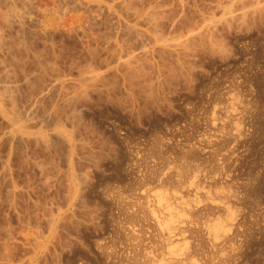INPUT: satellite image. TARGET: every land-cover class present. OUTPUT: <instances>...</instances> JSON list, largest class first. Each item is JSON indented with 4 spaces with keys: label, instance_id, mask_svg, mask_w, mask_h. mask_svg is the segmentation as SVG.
I'll list each match as a JSON object with an SVG mask.
<instances>
[{
    "label": "rangeland",
    "instance_id": "rangeland-1",
    "mask_svg": "<svg viewBox=\"0 0 264 264\" xmlns=\"http://www.w3.org/2000/svg\"><path fill=\"white\" fill-rule=\"evenodd\" d=\"M13 1L0 59L17 60L0 75L17 109L36 101L47 119L28 127L47 144L10 141L0 113V264H264V0ZM85 69L100 77L52 83Z\"/></svg>",
    "mask_w": 264,
    "mask_h": 264
},
{
    "label": "bare ground",
    "instance_id": "bare-ground-1",
    "mask_svg": "<svg viewBox=\"0 0 264 264\" xmlns=\"http://www.w3.org/2000/svg\"><path fill=\"white\" fill-rule=\"evenodd\" d=\"M1 1H3V4H1L0 3V18L1 17H3V12L5 13V16L6 17H8L7 18V20L9 21H16L17 23H18V25L20 24L19 22H20V17L21 18H23L22 16L24 15L23 13H24V11L21 9V7H19V8H16V6H15V4H14V6L15 7H12L13 5V3H12V1L13 0H1ZM0 1V2H1ZM15 1V0H14ZM13 1V2H14ZM92 1V0H91ZM91 1L89 2V0H87V2H89V3H91ZM116 1V0H115ZM119 1V0H118ZM123 1V0H122ZM10 2V3H9ZM93 4L95 5V7H97V8H100V9H104V7H106L105 6V3H101L100 1H97V0H93ZM120 2H121V0H120ZM7 3H9V9L10 10H6V8L8 7V5H7V7L5 6ZM12 3V4H11ZM92 4V5H93ZM10 5H12V6H10ZM107 5V4H106ZM5 7V8H4ZM12 7V8H11ZM24 8V7H23ZM107 8V7H106ZM124 8V7H123ZM122 8V9H123ZM108 10L109 9H111V8H109V5H108V8H107ZM4 10V11H3ZM5 10L6 11H8V16L6 15L7 13L5 12ZM107 10V11H108ZM22 11H23V13H22ZM109 12H110V10H109ZM125 12V11H124ZM112 14H113V16L117 19V20H119V18H120V14L121 13H113V12H111ZM126 13V12H125ZM23 14V15H22ZM22 15V16H21ZM51 15V14H50ZM135 15V14H134ZM226 15L228 16H232L231 15V12L230 11H227L226 12ZM225 15V16H226ZM143 16V15H142ZM150 16V15H149ZM139 17V16H138ZM144 17H147V14L144 16ZM5 18V17H4ZM77 19V18H76ZM223 19V18H222ZM226 19V18H225ZM4 20H6V19H4ZM56 20V19H55ZM2 21H3V19H2ZM57 21V20H56ZM211 21H215V19H211ZM21 22H22V20H21ZM78 22H80V21H78ZM151 22V21H150ZM7 23V22H6ZM11 23V22H10ZM15 23V22H14ZM51 23V22H50ZM149 23V22H148ZM8 24V23H7ZM150 24V23H149ZM148 24V25H149ZM153 24V23H152ZM147 25V27H146V29L144 28L143 30H142V32H144L145 34H147L148 35V37L149 38H151L150 40L151 41H153V43H154V45H159V46H161V47H164L165 49H169V50H172L173 52H178V51H180L181 50V43L180 42H178L179 40H177V41H175L176 39H173L172 37H163L162 35H158L156 32L157 31H154L153 29V27H154V24L153 25H149L148 26ZM5 26V25H4ZM125 26V25H124ZM152 26V27H151ZM207 26V25H206ZM78 27H80V26H78ZM6 28V27H5ZM132 28H133V26H132ZM128 29V28H127ZM131 29V28H130ZM129 31V30H128ZM135 31V30H134ZM3 32L4 31H2V29L0 30V40L4 37L5 38V36L3 35ZM137 32V31H136ZM126 33V32H125ZM116 34V33H115ZM138 36V35H137ZM141 36V35H140ZM162 36V37H161ZM11 38V37H10ZM148 38V39H149ZM3 41H4V39H2ZM7 40V39H6ZM3 41H1V42H3ZM0 42V43H1ZM112 42H113V40H112ZM120 42V41H119ZM153 43L151 44V46H148V48H147V46H142V43L138 46V51L137 52H141V53H143L144 52V54L145 53H151L152 52V50H154V48L152 47L153 46ZM118 43H116V45H117ZM3 45V44H2ZM1 45V47H3L4 48V46L5 45H3L2 46ZM9 46V45H8ZM158 46V47H159ZM156 47V46H155ZM6 48H7V45H6ZM5 48V49H6ZM9 48V47H8ZM7 48V49H8ZM116 48V47H115ZM2 49V48H1ZM0 49V50H1ZM5 49H3V50H5ZM12 50H13V48H12ZM163 50V49H162ZM2 51V50H1ZM0 51V52H1ZM116 51V50H115ZM120 51V50H119ZM6 52H9V50L8 51H6ZM13 54V53H12ZM129 54V53H128ZM131 54V53H130ZM10 55H11V53H10ZM10 55L8 54V56L10 57ZM13 57V56H12ZM11 57V58H12ZM135 57L136 56H134V55H126V56H124V57H121V55H119V56H117V57H115L116 59H115V61L119 64V65H124V66H128V67H132L133 65H134V61H136V59H135ZM11 58L10 59H8V60H10V62H7V60L5 61H2L1 59H0V62L2 61V62H4L3 64H5V62H7L6 64H8L9 63V65H12L11 63H12V60L13 61H15V63H16V58H14V59H16V60H14L13 58H12V60H11ZM113 61H114V59H113ZM19 63V62H18ZM2 64V63H1ZM117 64V65H118ZM133 64V65H132ZM9 65H7L6 66V68L9 66ZM4 66V67H3ZM1 65V68L3 67V69H6L5 68V65ZM133 68H134V66H133ZM135 69V68H134ZM8 68L6 69V72H8ZM86 70V69H85ZM84 70V72L83 71H78L77 72V74L75 75V76H72V77H70V78H64V77H59V76H56V77H54L53 78V84L54 85H56V86H59V87H63V85H64V83H67V81L69 82V83H75V84H79L80 82H82L83 80H94V78H97L98 76H99V72H97V71H95V70H86L85 71ZM3 71H5V70H3ZM1 72H2V70H1ZM5 74V72L4 73H2V75H0L1 77H0V113H2V115L3 116H5L6 117V120H7V123H8V125H9V127H8V129H6V130H4V131H2L3 132V135H4V137H6V138H9V140L10 139H15V140H26V139H28L29 137L31 138V136H33V138H34V140H35V142L36 141H45L46 142V140H44L45 138L44 137H46V135H44V136H42V135H39L38 134V130L36 131V133L38 134H36V135H34L33 134V132H35V131H31L30 129H29V127L28 126H30V124H28V122L30 123L31 121L30 120H36V118L37 119H39V121H41V123H43L44 121L43 120H45V116H43L42 115V113H41V117L38 115V116H36V101L34 100H31L30 102H28V104H26V106L24 105V109L23 110H21L20 108H18V109H20V111H17L18 109H17V107H16V105L15 106H13V91H15L14 89H17V84H14V83H17L16 81L13 83L12 82V80H11V77H10V79H8L7 78V76H6V74ZM9 74V73H8ZM7 74V75H8ZM24 76V74L22 75V77ZM26 76H27V74H26ZM26 76H25V78H26ZM28 77V76H27ZM100 77V76H99ZM24 78V79H25ZM23 79V78H22ZM29 78H27V80H28ZM11 80V81H10ZM26 80V79H25ZM24 80V81H25ZM90 82V81H89ZM51 83V84H52ZM19 84V83H18ZM52 84V85H53ZM85 84V83H84ZM79 86V85H78ZM18 87H19V85H18ZM69 87V86H68ZM76 87V86H75ZM74 87V88H75ZM82 87H84V86H82ZM80 88V87H79ZM86 88V87H85ZM60 90V89H59ZM66 90V89H65ZM73 91H75V90H73ZM68 92V91H67ZM81 93V92H80ZM77 94H79V93H77ZM72 95V94H71ZM64 96V95H63ZM68 96V95H67ZM73 96V95H72ZM77 97V96H76ZM16 98V97H15ZM37 100V99H36ZM70 100V99H69ZM8 103L7 105H6V103ZM8 101V102H7ZM14 102H15V100H14ZM4 103H5V105H4ZM16 103V102H15ZM14 103V104H15ZM233 107V106H232ZM23 108V107H22ZM16 109V110H15ZM74 109V108H73ZM72 111H75L76 112V108H75V110H71V112ZM70 112V111H69ZM74 112V113H75ZM70 114H72V113H70ZM46 115V114H45ZM42 117H43V119H42ZM45 117V118H44ZM40 119H42V120H40ZM47 119V118H46ZM43 121V122H42ZM38 123H40V122H38ZM59 127V126H58ZM30 128H32V127H30ZM40 128V127H39ZM54 128V127H53ZM33 129V128H32ZM41 129V128H40ZM54 130H57V128L56 129H54ZM64 130V129H63ZM40 132V131H39ZM62 132L61 131H57V134L60 136V135H62L61 134ZM41 134V133H40ZM45 134V133H44ZM56 134V133H55ZM65 134V133H64ZM0 135H1V133H0ZM2 135V136H3ZM61 138H63L62 136H60ZM47 138H48V136H47ZM64 139V138H63ZM15 140H10V141H15ZM19 140V141H20ZM29 140V139H28ZM67 140V139H66ZM39 141H38V143H39ZM22 142H24V141H22ZM44 142V143H45ZM67 142H69V141H67ZM42 143V142H41ZM40 143V144H41ZM45 144H47V143H45ZM44 145V144H43ZM73 154V153H72ZM69 163H71V162H69ZM3 164V163H2ZM41 164V163H40ZM4 165V164H3ZM2 165V166H3ZM38 167V166H37ZM2 168H4V167H2ZM40 169V168H39ZM70 175V174H69ZM68 175V176H69ZM82 177V176H81ZM80 177V178H81ZM70 179H71V177H69ZM75 178V177H74ZM69 180V179H68ZM79 180V179H78ZM72 181V180H71ZM81 183V182H80ZM68 184V183H67ZM70 184V183H69ZM71 185L73 186V188H71L72 190H75L76 191V188H75V185L73 184V181L71 182ZM83 185V184H82ZM71 186V187H72ZM78 187V186H77ZM14 188V187H13ZM69 188H70V186H69ZM78 189V188H77ZM12 190V189H11ZM71 192V191H70ZM75 193V192H74ZM158 193V192H157ZM157 193L155 194V195H157ZM161 193V192H160ZM67 194V193H66ZM69 195V194H68ZM78 195H79V193H78ZM159 195V194H158ZM158 195H157V197L155 196V199H157L158 198ZM161 195V194H160ZM160 197V196H159ZM163 196H161V198H162ZM69 198V197H68ZM164 198V197H163ZM68 201V200H67ZM157 202H158V200H156ZM80 202V201H79ZM160 202V203H159ZM159 204H158V206L157 207H161L160 206V204H161V199L159 200ZM164 204H165V202H164ZM163 204V209H164V207H165V205ZM167 206H168V204H167ZM167 206L165 207L166 208V211H167V213H166V215H167V217L165 218V220H167L166 222H165V224H167L168 223V225H169V223L171 224L172 222H174V224L177 226V225H179V223L177 224V220L176 221H172V219H174V216L175 215H177V213L178 214H180V215H177V216H180L179 218L180 219H178L179 221L180 220H182L183 221V219L184 218H186L185 216H183V215H185V212H187V211H185L184 213L182 212V213H179V212H181L180 210H177L178 212L176 213V212H173L174 210H172L171 212H173L174 213V216H172V214L170 213V210L169 209H167ZM71 207H73V205L71 206ZM182 207V206H181ZM77 208V207H76ZM179 208V207H178ZM184 208H185V206H184ZM183 208V209H184ZM187 208V207H186ZM190 208V207H189ZM189 208H188V210H189ZM182 209V211H184ZM151 210V209H150ZM230 210V209H229ZM149 211V210H148ZM152 213V210L151 211H149V213ZM153 212H154V210H153ZM169 212V213H168ZM235 212V211H234ZM165 213V212H164ZM233 213V212H232ZM169 214V215H168ZM170 214H171V217H173V218H171L170 217ZM187 214V213H186ZM235 214V213H234ZM73 215V214H72ZM152 215V214H151ZM164 215V214H163ZM53 216V215H52ZM177 216H175V218L177 217ZM154 217V216H153ZM165 217V216H164ZM163 216H162V218H164ZM169 217V218H168ZM181 217L183 218V219H181ZM230 217V216H229ZM233 217V216H232ZM48 218H50V217H48ZM48 218H46V220L48 219ZM168 218V219H167ZM67 219V218H66ZM154 219V218H153ZM161 219V218H160ZM231 219V218H230ZM51 220V219H50ZM50 220H49V222H50ZM53 220V219H52ZM51 220V221H52ZM159 220V219H158ZM157 220V221H158ZM185 220V219H184ZM186 220H187V218H186ZM189 220V219H188ZM215 220H217V219H215ZM222 220V219H221ZM233 220H234V217H233ZM232 220V221H233ZM172 221V222H171ZM182 221H180V225L178 226V227H176L177 228V230H182L183 231V229H184V226L186 227V223H188V221H185V223L183 224V222ZM220 221V220H219ZM48 222V223H49ZM161 222H162V220H161ZM176 222V223H175ZM195 222V221H194ZM221 222V221H220ZM220 222H215V223H213L212 225H208V226H211V229H213V231H211V232H214V233H218L219 231H222V235H224L223 237H225L226 235V232L228 231L229 232V229H227L228 228V226L226 225L227 223H228V221L226 222V224L225 225H223V224H221ZM230 222V221H229ZM156 223V222H155ZM159 223V224H158ZM231 223H233V222H231ZM51 224H52V222H51ZM158 224V225H157ZM173 224V223H172ZM229 224V223H228ZM162 227V225H164V222H163V224L161 225L160 224V222L158 221L157 223H156V226H158V228L160 227V226ZM175 225H173V226H175ZM190 225V224H189ZM233 225V224H232ZM165 226H167V225H164V229H162V228H160V230L159 231H161L159 234H161L162 233V231L163 230H168V228L166 229V227ZM168 227V226H167ZM190 227V226H189ZM170 230H176L175 229V227H173L174 229H172V227H171V225H170ZM187 228V227H186ZM232 228V227H231ZM162 229V230H161ZM208 229H210V228H208ZM164 232V231H163ZM170 232V231H169ZM171 232H173V231H171ZM169 233L170 235H168L169 237L168 238H166V240H167V242L169 241V242H172V240H173V235H171L172 233ZM181 232V231H180ZM166 233H168V231H166L165 232V235L164 236H166ZM220 233V232H219ZM213 234V233H212ZM228 234V233H227ZM41 235V234H40ZM163 235H161L162 237H164ZM219 235V234H218ZM216 235V234H213V236H215V237H213V239H214V243L213 244H215V246L214 247H218L217 246V244H218V240L219 239H224L221 235ZM219 237V239H218V237ZM233 236V235H232ZM38 237V236H37ZM42 237V236H41ZM161 237V238H162ZM220 237H222V238H220ZM226 237H228V236H226ZM225 237V239H227ZM166 240H165V242H166ZM212 240V239H211ZM213 241V240H212ZM223 240H221V242H222ZM226 241V240H225ZM220 242V241H219ZM221 242H220V245H222L221 244ZM227 242V241H226ZM219 245V244H218ZM184 246L186 247L187 245H185L184 244ZM184 246H182V248L180 247L179 249H183V247ZM184 250H186L185 248H184ZM170 251H172V250H169V252ZM176 251V250H175ZM183 251V250H182ZM173 253H174V255L172 254V256H175L176 254H175V252H174V250L172 251ZM181 252V251H180ZM188 252V251H187ZM171 253V252H170ZM180 254V253H179ZM188 254V253H187ZM170 255V254H169ZM184 255H186V253H184ZM190 255V254H189ZM187 258H188V260L190 261V263H191V258H190V256L188 257V256H186ZM170 260V262H171V260L172 259H169ZM168 260V261H169ZM176 260V259H175ZM167 261V262H168ZM174 261V260H173ZM173 261H172V263H173ZM194 261V260H193ZM192 261V262H193ZM170 262H168V264H170ZM175 262H177V261H175ZM196 262L194 261L193 262V264H195ZM165 264V263H164ZM167 264V263H166ZM174 264V263H173Z\"/></svg>",
    "mask_w": 264,
    "mask_h": 264
}]
</instances>
